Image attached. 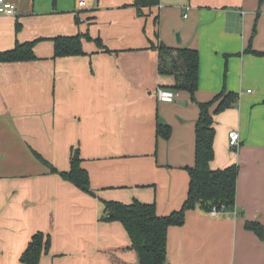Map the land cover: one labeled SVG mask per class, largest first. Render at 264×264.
<instances>
[{
  "label": "crops",
  "instance_id": "0c3cea01",
  "mask_svg": "<svg viewBox=\"0 0 264 264\" xmlns=\"http://www.w3.org/2000/svg\"><path fill=\"white\" fill-rule=\"evenodd\" d=\"M7 1L17 11L0 15V52L41 41L36 61L0 63V264H23L37 233L52 236L40 264H136L123 225L102 220L103 202L155 204L159 216L181 209L199 108L185 92L158 99L174 85L158 72L160 44L199 52L198 102L239 95L215 116L211 164L239 167L235 208L188 211L168 230L167 264H264V239L246 228L264 227V0H161L143 16L135 0ZM79 34L91 37L85 54L55 58L52 39ZM76 148L95 197L51 173L69 171Z\"/></svg>",
  "mask_w": 264,
  "mask_h": 264
},
{
  "label": "trees",
  "instance_id": "16d2710c",
  "mask_svg": "<svg viewBox=\"0 0 264 264\" xmlns=\"http://www.w3.org/2000/svg\"><path fill=\"white\" fill-rule=\"evenodd\" d=\"M160 1L135 0L134 6L139 16H143V9L158 6ZM20 28L21 25L17 22L16 31L18 32ZM84 37L91 40L89 35L81 34L52 39L55 58L84 55L82 44ZM38 41L23 44L18 42L13 49L0 52V63L36 61L38 58L34 53V47ZM95 42L99 47L103 46L100 39ZM152 49L158 52L159 74L174 78V85L162 89L189 94L191 100L199 108V117L195 128V165L187 168L190 177L189 192L180 210L167 216H159L155 204H145L139 201L130 204L103 202L105 216L102 220L119 222L123 225L132 242L130 249L136 252V264H167L168 230L170 227L183 226L188 211L195 210L197 207L205 212H210L214 207L219 210L222 208L226 211L233 210L236 203L239 174L237 165L218 170H213L211 167L215 159V116L234 107L238 103L239 95L223 90L210 102H198L195 96L199 82V52L191 48H171L164 44L152 46ZM106 51L109 52V50ZM157 135L169 139L171 137L170 127L159 123ZM50 170L51 173L59 174L65 181L82 192L95 197L91 191L90 176L82 167L79 149L72 150L69 171L59 172L53 167H50ZM246 228L261 240L264 239V227L259 223L248 222ZM51 242L50 234H35L21 257V263L40 264L42 257L49 254ZM112 257L114 262L117 261L114 256Z\"/></svg>",
  "mask_w": 264,
  "mask_h": 264
},
{
  "label": "built area",
  "instance_id": "2783aa9c",
  "mask_svg": "<svg viewBox=\"0 0 264 264\" xmlns=\"http://www.w3.org/2000/svg\"><path fill=\"white\" fill-rule=\"evenodd\" d=\"M16 7L8 2L7 0H0V15L7 16V17H13L16 15ZM158 99L161 102H168L173 103L177 100L179 97V93L175 91L165 90V89H159L157 91ZM230 138V147L234 150H238L240 146V134L237 131H232L229 134ZM227 211L222 208L219 210L218 208L214 207L209 213L212 217H218L219 215L226 213Z\"/></svg>",
  "mask_w": 264,
  "mask_h": 264
},
{
  "label": "water",
  "instance_id": "95a60500",
  "mask_svg": "<svg viewBox=\"0 0 264 264\" xmlns=\"http://www.w3.org/2000/svg\"><path fill=\"white\" fill-rule=\"evenodd\" d=\"M177 37L179 38V40H180V37H179V35H177Z\"/></svg>",
  "mask_w": 264,
  "mask_h": 264
}]
</instances>
